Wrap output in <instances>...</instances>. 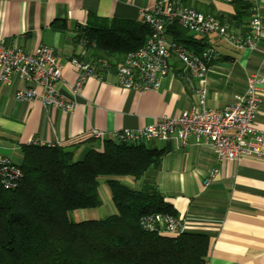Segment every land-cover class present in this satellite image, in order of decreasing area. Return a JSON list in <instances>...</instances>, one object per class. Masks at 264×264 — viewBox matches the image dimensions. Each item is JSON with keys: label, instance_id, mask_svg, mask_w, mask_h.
Returning <instances> with one entry per match:
<instances>
[{"label": "crops", "instance_id": "crops-1", "mask_svg": "<svg viewBox=\"0 0 264 264\" xmlns=\"http://www.w3.org/2000/svg\"><path fill=\"white\" fill-rule=\"evenodd\" d=\"M235 1H185L203 13H221L230 20L241 13V27L232 25L240 33L248 30L254 9L262 18L257 49L232 48L216 34L207 38V45L221 56L210 65L204 83L187 80L182 62L172 56L159 90L123 87L117 74L109 73L105 78L90 75L74 94L69 85L78 73L71 60L82 53L75 42L77 25H86L92 16L139 20L142 10L157 0H0V41L28 53L40 45L54 48L64 66L57 90L74 104L65 110L38 99L19 100L16 91L23 84L19 78L11 85L0 82V152L21 164V145L37 143L75 149L81 158L103 145L91 136L93 129L104 131V139L117 130L142 129L157 117H171L192 106L201 86L207 89L208 107L231 104L236 95L246 92L250 76H264V0H241L248 8ZM62 20L65 29L58 27ZM260 96L255 122L264 130V88ZM152 143L165 149L159 165L138 180L131 176L122 180L135 189L145 181L154 183L177 215L188 221L189 231L208 234L212 239L208 264H264V157L218 160L208 145L192 142L181 147L176 139Z\"/></svg>", "mask_w": 264, "mask_h": 264}, {"label": "trees", "instance_id": "trees-1", "mask_svg": "<svg viewBox=\"0 0 264 264\" xmlns=\"http://www.w3.org/2000/svg\"><path fill=\"white\" fill-rule=\"evenodd\" d=\"M235 3L245 6L241 0ZM237 17L230 20L240 26ZM252 14V13H251ZM59 28H66L64 20ZM242 31L241 33H247ZM74 57L90 64V73L105 78L118 73L125 58L147 41L151 29L142 21L92 16L77 25ZM167 33L200 53L208 46L178 25ZM99 149L81 158L59 145H21L23 178L18 188L0 184V264H208L212 239L202 232L164 234L147 229L146 216H177L158 187L145 181L140 189L122 178L138 180L157 166L165 149L152 141L105 138ZM108 185L117 212L100 219L73 221L70 212L100 207L101 179Z\"/></svg>", "mask_w": 264, "mask_h": 264}, {"label": "built area", "instance_id": "built-area-1", "mask_svg": "<svg viewBox=\"0 0 264 264\" xmlns=\"http://www.w3.org/2000/svg\"><path fill=\"white\" fill-rule=\"evenodd\" d=\"M186 0H157L153 7L144 8L141 19L151 33L146 43L130 53L119 64L117 78L121 86L138 90H159L163 79L170 72V59L176 56L183 64L187 80L204 83L210 65L220 58L215 47L207 46L196 53L167 33L170 26L185 28L195 41L206 42L216 34L227 45L235 49H257L263 35L260 13L253 10L248 22V32H236L230 19L225 15L206 14L187 6ZM77 69V79L69 85L77 94L90 75V64L72 58ZM64 66L54 48L40 45L33 52H25L11 47L5 40L0 41V82L11 85L14 78L23 84L16 91L19 100L38 99L47 106L65 110L74 107L72 100L62 97L57 90V82L63 77ZM96 76V75H95ZM264 88V76L252 75L248 78L245 93L236 95L234 101L220 108H210L206 103L207 89H196L197 101L187 109L173 116L157 117L155 122L142 129L117 130L112 134L115 141H164L176 139L181 147L192 142L210 146L218 160H239L246 156L264 157V130L256 125V117L261 102L260 91ZM91 135L103 140L105 132L97 129ZM216 171L210 173L211 177ZM23 178L20 164L13 162L0 152V184L5 189H16ZM188 221L182 216L156 213L144 218L147 229L164 234H181L188 230Z\"/></svg>", "mask_w": 264, "mask_h": 264}, {"label": "rangeland", "instance_id": "rangeland-1", "mask_svg": "<svg viewBox=\"0 0 264 264\" xmlns=\"http://www.w3.org/2000/svg\"><path fill=\"white\" fill-rule=\"evenodd\" d=\"M92 136V135H91ZM93 137V136H92ZM95 138V137H93ZM37 144V143H35ZM14 162L18 163V159H13ZM99 192L101 195V199L103 202V205L97 208H88V209H77L72 212H70V219L73 221H81V220H88V219H100L104 218L112 213L117 212V209L113 203L112 196L110 189L106 182L104 181V178L101 179V184L99 187Z\"/></svg>", "mask_w": 264, "mask_h": 264}]
</instances>
